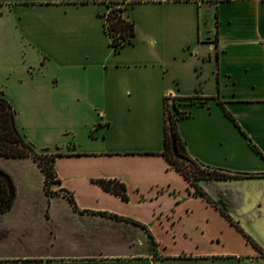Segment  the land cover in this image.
<instances>
[{"label":"crops","instance_id":"obj_1","mask_svg":"<svg viewBox=\"0 0 264 264\" xmlns=\"http://www.w3.org/2000/svg\"><path fill=\"white\" fill-rule=\"evenodd\" d=\"M110 1L135 25L118 51ZM0 94L59 180L0 157L16 186L0 261L264 264V0H0ZM168 95L192 98L188 155L236 176L192 184L168 160Z\"/></svg>","mask_w":264,"mask_h":264},{"label":"trees","instance_id":"obj_2","mask_svg":"<svg viewBox=\"0 0 264 264\" xmlns=\"http://www.w3.org/2000/svg\"><path fill=\"white\" fill-rule=\"evenodd\" d=\"M118 1H110L109 9L105 12L104 30L109 38V44L115 51L120 50L124 45L131 42L135 34L134 21L124 14V8L119 6ZM191 100L192 98L178 97V102H174L172 109L169 110L165 100V155L168 160L178 169L184 177L192 184L198 179L206 178H231L236 175L220 172L215 169L202 167L193 160L187 153L184 144L178 134L176 121L189 113V110L183 108L182 100ZM185 112H187L185 114ZM172 143L175 144L176 150H172ZM31 156L44 172V188L50 192L52 184L59 180L53 167L56 153L47 151H37L31 143L27 142L15 124V111L10 102L0 94V157H20ZM99 183L107 190H111L126 199L125 186L117 180L100 179ZM16 196V186L8 172L0 167V213L9 210ZM71 201L74 203L73 199ZM222 213L229 218L226 211L221 208ZM230 219V218H229ZM232 221V220H231ZM233 222V221H232ZM246 238L258 245L247 235ZM150 238L152 239L151 235ZM153 241V239H152ZM5 264H39V261L32 260H11L0 261Z\"/></svg>","mask_w":264,"mask_h":264},{"label":"built area","instance_id":"obj_3","mask_svg":"<svg viewBox=\"0 0 264 264\" xmlns=\"http://www.w3.org/2000/svg\"><path fill=\"white\" fill-rule=\"evenodd\" d=\"M176 101L178 102V96H176V95H168V96H166V103H167V107H168L169 110L172 109V105ZM186 113L187 112H185V114Z\"/></svg>","mask_w":264,"mask_h":264},{"label":"water","instance_id":"obj_4","mask_svg":"<svg viewBox=\"0 0 264 264\" xmlns=\"http://www.w3.org/2000/svg\"><path fill=\"white\" fill-rule=\"evenodd\" d=\"M172 150L175 151L176 150V146L174 143H172ZM0 264H5V263H0Z\"/></svg>","mask_w":264,"mask_h":264},{"label":"rangeland","instance_id":"obj_5","mask_svg":"<svg viewBox=\"0 0 264 264\" xmlns=\"http://www.w3.org/2000/svg\"><path fill=\"white\" fill-rule=\"evenodd\" d=\"M9 167H11V163H8Z\"/></svg>","mask_w":264,"mask_h":264}]
</instances>
